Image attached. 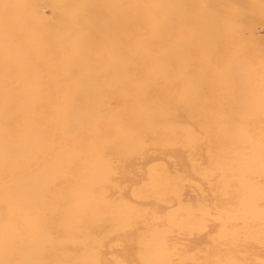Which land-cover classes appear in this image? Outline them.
I'll return each instance as SVG.
<instances>
[{"label":"rangeland","instance_id":"374dc122","mask_svg":"<svg viewBox=\"0 0 264 264\" xmlns=\"http://www.w3.org/2000/svg\"><path fill=\"white\" fill-rule=\"evenodd\" d=\"M0 264H264V0H0Z\"/></svg>","mask_w":264,"mask_h":264},{"label":"bare ground","instance_id":"6f19581e","mask_svg":"<svg viewBox=\"0 0 264 264\" xmlns=\"http://www.w3.org/2000/svg\"><path fill=\"white\" fill-rule=\"evenodd\" d=\"M46 94V93H45ZM44 94V95H45ZM106 95V94H105ZM16 96H17V94H16ZM16 100V99H15ZM2 103V102H1ZM77 108V107H76ZM15 111V110H14ZM13 113V112H12ZM39 113V112H38ZM15 116V115H14ZM17 116V115H16ZM107 116H109V115H107ZM50 118V117H49ZM108 120V119H107ZM41 123V122H40ZM8 124V123H7ZM20 124V123H19ZM62 124V123H61ZM103 125H104V123H103ZM19 127H21V125L19 126ZM38 127H40V126H38ZM95 127V126H94ZM103 128V127H102ZM101 128V129H102ZM16 130V129H15ZM55 131V130H54ZM93 131V130H92ZM14 132V131H13ZM16 133V132H15ZM17 134V133H16ZM24 134V133H23ZM46 134V133H45ZM51 134V133H50ZM81 134V133H80ZM144 134V133H143ZM47 135V134H46ZM9 136V135H8ZM11 139V138H10ZM14 140V139H13ZM83 140V139H82ZM65 143H67V142H65ZM72 148V147H71ZM88 153V152H87ZM65 171V170H64ZM84 171V170H83ZM78 174V173H77ZM82 175V174H81ZM15 183V182H14ZM21 184V183H20ZM65 185V184H64ZM49 203V202H48Z\"/></svg>","mask_w":264,"mask_h":264}]
</instances>
